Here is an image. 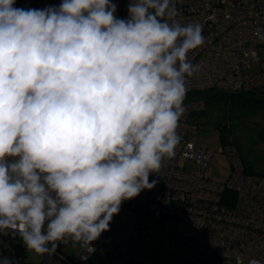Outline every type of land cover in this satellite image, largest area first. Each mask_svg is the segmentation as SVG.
<instances>
[{"label":"clouds","instance_id":"1","mask_svg":"<svg viewBox=\"0 0 264 264\" xmlns=\"http://www.w3.org/2000/svg\"><path fill=\"white\" fill-rule=\"evenodd\" d=\"M15 2L0 0V233L41 256L69 241L93 252L176 154L202 27L180 24L173 0H132L127 19L110 0Z\"/></svg>","mask_w":264,"mask_h":264},{"label":"built area","instance_id":"2","mask_svg":"<svg viewBox=\"0 0 264 264\" xmlns=\"http://www.w3.org/2000/svg\"><path fill=\"white\" fill-rule=\"evenodd\" d=\"M173 2L176 20L201 25L204 37L188 53L199 71L186 78L185 112L177 129L181 140L175 156L149 175L156 186L124 201L92 247L106 252L111 264H264V174H253L236 144L226 142L218 151L228 159V175L212 177L211 152L188 138L187 121L205 110V91L264 90V58L258 52L264 47V0ZM255 56L258 69L251 62ZM149 215L156 218L154 225L148 224ZM6 245L15 264H84L95 251L81 246L69 257L58 243L55 254L32 263L18 233H0V258Z\"/></svg>","mask_w":264,"mask_h":264},{"label":"rangeland","instance_id":"3","mask_svg":"<svg viewBox=\"0 0 264 264\" xmlns=\"http://www.w3.org/2000/svg\"><path fill=\"white\" fill-rule=\"evenodd\" d=\"M258 52L264 58V47L258 48ZM251 62L254 69H258V57H252ZM249 93L245 94L260 99V105H246L243 96L239 94L205 91L202 94L205 97V110L188 117V124L191 125L188 138L211 152L210 175L215 179L223 180L229 172L226 155L218 151L226 142L236 144L253 174L264 173V90ZM156 221L155 217L148 216L149 225H154ZM80 247V244L74 245L69 241L61 246V250L73 257ZM24 248L27 262L42 260L43 256L29 251L25 245ZM5 251V257L11 258V248L8 245L5 246ZM84 264H111V260L106 252L97 249Z\"/></svg>","mask_w":264,"mask_h":264},{"label":"crops","instance_id":"4","mask_svg":"<svg viewBox=\"0 0 264 264\" xmlns=\"http://www.w3.org/2000/svg\"><path fill=\"white\" fill-rule=\"evenodd\" d=\"M110 2L117 5V11L115 13L117 17L128 16V5L132 2V0H110ZM61 3H62V0H16L14 7L24 8V9H44L46 7H51V6L59 7ZM249 104L260 105V102L259 103H254V102L246 103V105H249ZM239 154L243 162L246 164V166L250 170L249 164H247L246 161L243 159L240 151H239ZM261 174H264V173H261Z\"/></svg>","mask_w":264,"mask_h":264},{"label":"trees","instance_id":"5","mask_svg":"<svg viewBox=\"0 0 264 264\" xmlns=\"http://www.w3.org/2000/svg\"><path fill=\"white\" fill-rule=\"evenodd\" d=\"M239 95L243 96V101L245 103H252V102L259 103L260 102V99L247 96L246 94H239Z\"/></svg>","mask_w":264,"mask_h":264}]
</instances>
